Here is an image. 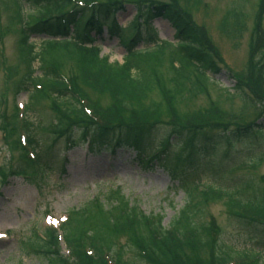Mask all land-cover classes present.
<instances>
[{"label":"trees","instance_id":"obj_1","mask_svg":"<svg viewBox=\"0 0 264 264\" xmlns=\"http://www.w3.org/2000/svg\"><path fill=\"white\" fill-rule=\"evenodd\" d=\"M257 1L256 26L264 13V0ZM11 3L14 17L22 24L17 46L29 58L27 70L15 89L28 94L26 112L32 113L40 102H47L49 109L61 117L55 116L47 124L49 133H45L50 135L51 145L44 144L43 151L36 135L44 127L33 128L26 122V128L32 129L27 131L28 144L35 158H26L27 162L24 155L11 174L25 175L35 166L39 173L52 170L58 165L52 146L65 139L72 147L87 143L96 152L103 148L110 150L113 145L133 150L142 168L155 163L171 180H177L178 186L191 191L197 186V173L205 170L217 175L216 185L220 186H210L196 200L190 197L166 226L161 215L145 214L136 204L109 191L106 204L101 196H96L69 212L61 231L71 253V263L59 254V237L53 230H47L41 239L34 232L22 236L19 252L28 256L32 250L41 264H129L124 258L126 253H131L135 262L147 264H225L233 257L253 263L255 254L249 248L236 252L221 240L213 241L209 232L214 229L198 223V215L202 213L201 206L209 201H221L229 209L237 210L229 214V221L242 227L245 239L252 243L250 249L264 250V190L257 188L250 176H244L236 184L238 178L227 176L229 167L215 170L205 158L213 145L223 146L224 150L233 148L236 143L261 137L264 128L256 122L230 128L222 124L215 107L206 112L205 120L177 117L176 107L206 94L213 82L209 75L215 76L220 71L206 34L193 23L179 0H11ZM127 5L134 7L135 15L124 29L118 26L116 15L125 12ZM230 17L233 25L228 31L225 24L222 31L239 36L243 15L240 10H233L228 11L226 20ZM156 19L166 21L174 29L177 46L169 48L168 53L163 50L168 48L167 43L150 52L135 51L138 45L156 46L152 28ZM104 32L123 46L126 57L122 64H111L106 57H99V49L93 44ZM257 33L255 27L252 41ZM32 36L46 38L40 46L38 76H33L31 70L36 56L29 43ZM66 66H71L70 74ZM251 72L255 78L260 70L254 68ZM241 84L236 82L227 100L241 99L244 107L259 112L262 101H258L255 91L245 93ZM80 91L96 96L98 118L85 115L78 99ZM151 135L161 138L162 148L168 147L172 138L183 149L169 153L165 148L153 157L145 153L142 145ZM186 148L189 153H185ZM259 159L260 156L256 163ZM224 179L227 187L233 184L231 189L221 188ZM219 234L222 237L223 232Z\"/></svg>","mask_w":264,"mask_h":264},{"label":"rangeland","instance_id":"obj_2","mask_svg":"<svg viewBox=\"0 0 264 264\" xmlns=\"http://www.w3.org/2000/svg\"><path fill=\"white\" fill-rule=\"evenodd\" d=\"M179 2L192 17L193 23L204 30L222 63L219 62L220 73L213 77L209 76L213 84H209L207 93L176 107L177 117L191 118L195 121L205 120L206 112L215 107L221 114L223 123L246 125L259 117L258 123L264 128V13L256 26L254 16L257 14L258 1L179 0ZM233 10H240L243 15L244 24L241 25L239 36L222 31L225 24L228 31V27L233 25L231 17L226 20L228 11ZM13 11L11 0H0V102L4 105L3 110L2 107L0 109V264H41L39 259L33 256L19 254L16 242L20 233L27 235L33 226L42 228L47 224L55 225L65 211L80 208L94 193L105 195L111 186L113 190L120 187L121 194L132 204L136 203L145 213L162 214L163 225L168 224L185 204L184 192L181 188L175 187L177 183L172 182L162 169L153 167L144 172L135 161V155L131 150L120 148L115 157H111L107 150L86 155L79 147L64 154L63 142L60 140L57 141V145L52 146L51 152L58 159H61V155H66L65 173L59 174L56 167L45 175L38 185L29 184L9 174L19 161L18 116L14 111V102L16 101L19 106L27 101L25 93L18 94L14 90L27 70V58L17 46L19 35L16 24L19 21L14 17ZM134 14V8L127 6L125 12L117 15L118 24L127 26ZM255 27L258 33L254 37L255 41H252ZM152 28L157 32L158 41H172L173 30L165 21H154ZM44 40V37L33 36L29 43L40 51ZM97 43L101 49L100 55L107 57L110 63L122 62L125 53L116 39L104 35ZM141 48L142 45L138 46V49ZM37 66L38 62L33 64L34 68ZM166 66L164 62L163 67ZM66 67L69 73L71 66ZM252 68L260 70L255 78L251 72ZM237 81L242 82L241 86L245 93L250 95L251 91H255L258 101L263 103L259 112L244 107L241 99H226L228 93H233ZM95 97L91 95L90 98L94 100ZM53 116L47 102H40L34 112L27 114L31 125L42 127L50 124ZM49 137L50 135L42 129L36 135L41 151L45 149L44 144L51 145ZM143 145L147 153L157 147L156 142H145ZM213 146L214 148L204 157L218 171L234 167L233 164L237 162L250 164L256 162L259 156L264 158V139L258 137L248 143L235 144L234 149L227 152L226 158L223 157V146ZM239 171L251 176L256 187L260 188L258 181L264 176V162L254 169L247 167ZM243 177L238 178L235 183L240 182ZM196 178L195 182L220 188L216 185L217 175L210 171H201L197 173ZM223 184L224 186L221 185L223 189L233 187V184H228L227 187L225 179ZM261 186L264 188V184ZM102 199L104 200V196ZM201 208L203 210L198 215V223L205 228L214 226L221 229L225 243L234 251L243 252L249 248V251L255 252L260 262L264 263V250L260 251L254 247L252 248L254 251L251 250L252 243L245 239L242 227L233 226L229 221V213L233 212V209H229L218 200H211ZM9 232L10 235L7 236ZM122 243L123 240L120 241V244ZM124 258L129 264H137L132 260L131 253H126Z\"/></svg>","mask_w":264,"mask_h":264}]
</instances>
